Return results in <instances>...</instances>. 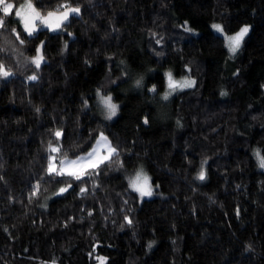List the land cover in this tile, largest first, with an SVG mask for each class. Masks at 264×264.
<instances>
[{
  "label": "trees",
  "instance_id": "16d2710c",
  "mask_svg": "<svg viewBox=\"0 0 264 264\" xmlns=\"http://www.w3.org/2000/svg\"><path fill=\"white\" fill-rule=\"evenodd\" d=\"M31 2L80 14L29 36L0 8V264H264V0ZM214 24L251 27L235 56ZM167 72L195 86L164 99ZM97 91L142 123L106 120ZM101 134L117 154L98 175L48 173L50 142L77 158ZM139 169L164 196L132 190Z\"/></svg>",
  "mask_w": 264,
  "mask_h": 264
},
{
  "label": "snow or ice",
  "instance_id": "6c2138e0",
  "mask_svg": "<svg viewBox=\"0 0 264 264\" xmlns=\"http://www.w3.org/2000/svg\"><path fill=\"white\" fill-rule=\"evenodd\" d=\"M0 6H2L3 16L7 17L11 15L13 12V8L15 5L13 3H9L8 0H0ZM80 8L79 7H71L69 4L65 3L61 5L56 11L48 12L46 16L41 15V13L35 8L32 4L31 0H25L24 4L19 5L17 11H15V17L19 18L23 22L24 30L27 32L29 36L33 35V33L37 30L36 23L39 21L44 26L55 30L59 28L63 21H66L71 13L79 14ZM5 27V21L2 17H0V29ZM213 27L218 32H223V28L220 25H213ZM190 30V29H186ZM15 32V29H13ZM249 32V27L245 26L242 27L235 35L227 36V47L229 51L235 54L238 49L240 48L244 37ZM17 39H20L19 33H16ZM21 43L24 41L21 40ZM42 48V46H41ZM43 60V54L40 49L37 50V55L32 58L31 62L35 64L37 68L40 67V64ZM10 75L9 71H7L3 64H0V76L7 77ZM30 79L35 80L36 76L30 77ZM140 81H137V85L139 86ZM195 84V81L191 80H184V81H174L171 73L168 74V87L170 90H176L177 88H185L191 87ZM155 91V89H152ZM171 92L166 93L164 99H168V96ZM101 102L105 106L108 112V118L111 119L113 116L116 115L118 105L112 102L111 96H101ZM39 111V109H37ZM147 123V120H145ZM54 135L59 138L62 136L61 131H56ZM103 142V143H102ZM106 149V154H102V151ZM49 151L53 153H58L60 149L58 147L52 146L51 142L49 143ZM114 154H117V149L111 145L108 141L107 137L103 134L100 135L99 140L97 141V147L93 148L91 152L87 154V157H79L76 160L69 161L65 156L60 161L59 168L55 163V157L50 158V163L48 165V173L63 176L67 174L68 176L74 177L77 180H80L84 175L89 174V169H91L92 175H98L96 169L99 168L101 164L105 161L109 160ZM257 157L260 160V167L264 168V157L260 156L259 151L256 152ZM206 163V161H205ZM198 179L203 180L205 179V171L203 166L201 167V171L198 175ZM71 187V184L68 185ZM130 187L136 192L140 194L141 197L144 196H151L152 195V188L150 185L149 177L144 174L143 170H139L135 177L130 180ZM39 190V186H37V191ZM86 189H81V191H85ZM67 191V188H61L60 193ZM131 223V220L128 221ZM151 247V244L149 245ZM101 264H106L105 259L103 257L99 258Z\"/></svg>",
  "mask_w": 264,
  "mask_h": 264
},
{
  "label": "rangeland",
  "instance_id": "374dc122",
  "mask_svg": "<svg viewBox=\"0 0 264 264\" xmlns=\"http://www.w3.org/2000/svg\"><path fill=\"white\" fill-rule=\"evenodd\" d=\"M9 3H11V2H9ZM25 3V2H24ZM23 3V4H24ZM14 4V3H13ZM0 8H2V6H0ZM16 8V11L18 10V8H19V6L18 7H14L13 8V10ZM41 13V12H40ZM79 14H80V12H79ZM79 14H76V13H71L70 15H69V17H68V19L66 20V21H63L62 22V24L60 25V27L59 28H56L55 30H53V29H51V28H48V27H46V26H44L43 24H41L39 21H37V23H36V26H37V30L33 33V35L35 34V33H37V32H39L40 30H42V29H49L50 31H52V32H59V31H61L62 30V26H63V24L64 23H66V22H68L69 20H70V18L72 17V16H75V15H79ZM41 15H43V16H46L47 14H43V13H41ZM19 21H20V24H21V26L23 27V22L19 19V18H17ZM214 25H219V24H214ZM221 26V25H220ZM245 26H247V27H249V32L247 33V35L250 33V31H251V27L249 26V25H244L243 27H245ZM222 27V26H221ZM24 28V27H23ZM223 28V27H222ZM212 29H213V31L216 33V34H218V35H221V36H223L224 38H225V40H226V47H227V39H226V37L227 36H230V35H235L236 33H234V34H226L225 33V31H224V29H223V32H218L213 26H212ZM26 32V31H25ZM27 33V32H26ZM246 35V36H247ZM245 36V37H246ZM245 37H244V39H245ZM244 41V40H243ZM243 43V42H242ZM41 46H42V48H41ZM241 46H242V44H241ZM241 46H240V48H241ZM240 48L238 49V51L235 53V54H233V53H231L230 51H229V49H228V47H227V50H228V52L230 53V55H232V56H235L238 52H239V50H240ZM38 49H40L41 50V52L43 53V45L42 44H40L39 45V47H38ZM37 49V50H38ZM36 55H37V53H36ZM35 55V56H36ZM34 56V57H35ZM45 62V59H44V57H43V60H42V62H41V64H40V66L43 64ZM6 69V68H5ZM7 71H9L8 69H6ZM9 73H10V75H8L7 77H5V76H2L3 78H8V77H10V76H12L13 75V73L11 72V71H9ZM170 72H167L166 73V79H167V89H166V91H165V93H164V96H165V94L166 93H169V92H171V94L168 96V98L169 97H171L175 92H177V91H181V90H185V89H189V88H192V87H194L195 86V84L193 85V86H191V87H185V88H177L176 90H170L169 89V87H168V74H169ZM171 76H172V78H173V80L174 81H184V80H191V81H195L194 79H192V78H183V79H176L174 76H173V74L171 73ZM101 96H111L112 97V95L111 94H104V93H102L101 91H97L96 92V94H95V98H94V103H93V106H94V109L98 112V113H100L104 118H106V120H108V121H115V120H117V118L119 117V115H121V124L123 125V126H126V127H132V128H136V127H138L141 123H142V121H143V118H142V116H141V114L139 113V111H138V108H137V106L135 105V104H127L126 105V107L122 110L121 108H122V105L120 104V103H118V102H116L114 99H113V97H112V102L114 103V104H116V105H118V108H117V112H116V115L115 116H113L111 119H109L108 118V112H107V109L105 108V106L103 105V103L101 102ZM58 131H60V130H58ZM63 135V134H62ZM105 137H107L105 134H103ZM62 138V136L61 137H59V139H61ZM100 138V137H99ZM99 138H98V140H99ZM107 139H108V141L111 143V145L113 146V144H112V142L110 141V139L107 137ZM97 140V141H98ZM97 141H96V143H95V145H94V147L93 148H95V147H97ZM103 143V142H102ZM52 146H54V147H58L59 149H60V147H59V144H53ZM114 147V146H113ZM92 148V149H93ZM92 149L89 151V152H91L92 151ZM258 150H256L255 151V158H256V160L258 161V163L260 164V160H259V158L257 157V155H256V152H257ZM88 152V153H89ZM59 153V152H58ZM58 153H53V152H50V155H49V163L51 162L50 161V158L51 157H55L56 159H55V163H56V165H57V167L59 168V166H60V161L63 159V158H59V155H58ZM88 153H86V154H84V155H81V156H79V157H87V154ZM260 153V152H259ZM102 154H106V149L105 150H103L102 151ZM114 156V155H113ZM112 156V157H113ZM260 156H261V154H260ZM79 157H77V158H67L69 161H71V160H76V159H78ZM112 157L109 159V160H107V161H105L103 164H105L106 162H109L111 159H112ZM103 164H101V165H103ZM100 165V166H101ZM99 166V167H100ZM261 169H263L264 170V168H262L261 167ZM89 170H91V169H89ZM139 170H141V169H139ZM139 170H137L136 172H134L133 174H129L127 177H128V180H129V183H130V180L132 179V178H134L135 177V175H136V173L139 171ZM143 172H144V174H146L148 177H149V179H150V185H151V188H152V195L151 196H144V197H141V198H143V199H150V198H153V197H157V196H164V195H162L161 193H159V192H157V190H156V187L154 186V184H153V182H152V180H151V178H150V176L143 170ZM53 174H55V173H53ZM63 176H68L67 174H65V175H63ZM132 188V187H131ZM133 190V189H132ZM136 192V191H135ZM64 193V192H63ZM63 193H60L59 192V194L58 195H60V194H63ZM138 193V192H137ZM139 194V193H138ZM140 195V194H139ZM52 198V196H50V197H48L46 200H45V202L43 203V205H42V208H46L47 207V205H48V201L50 200Z\"/></svg>",
  "mask_w": 264,
  "mask_h": 264
}]
</instances>
